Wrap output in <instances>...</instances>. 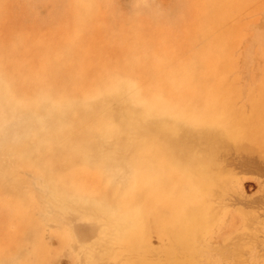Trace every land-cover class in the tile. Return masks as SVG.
I'll list each match as a JSON object with an SVG mask.
<instances>
[{"label": "rangeland", "instance_id": "obj_1", "mask_svg": "<svg viewBox=\"0 0 264 264\" xmlns=\"http://www.w3.org/2000/svg\"><path fill=\"white\" fill-rule=\"evenodd\" d=\"M206 92L244 107L264 96V0H0V264H91L98 241L101 255L111 253L99 264H168L151 226L131 255L114 256L121 246L106 242L118 211L110 200L132 170L128 149L113 156L114 144L102 147L109 140L86 139L63 149L70 137L98 135L106 112L130 100L198 106ZM89 102L98 108L86 117ZM125 122L115 125L125 132ZM159 150L149 144L148 160ZM217 157L218 172L242 188L214 184L216 219L262 237L264 163L234 146ZM239 248L225 243L191 260L233 261L226 255ZM235 259L254 264L249 253Z\"/></svg>", "mask_w": 264, "mask_h": 264}, {"label": "bare ground", "instance_id": "obj_2", "mask_svg": "<svg viewBox=\"0 0 264 264\" xmlns=\"http://www.w3.org/2000/svg\"><path fill=\"white\" fill-rule=\"evenodd\" d=\"M197 99L201 103L198 106L190 103L180 107L161 100H130L118 111L106 112V121L102 118L98 131L94 132L98 135L93 134L90 139L87 134L70 137L72 147L64 148L63 153H68L70 148L76 150L74 146L86 139L91 146L109 140L102 147H107L108 142L114 144L109 152L113 156L125 149L131 154L132 170L122 197L116 195L110 200L118 211L113 216L114 224L105 233L106 242L121 246L114 256L131 255L145 247L151 226L165 240L163 247L168 264H202L191 258L203 254L207 259L210 250L225 243L239 244L240 248L226 252L227 258L233 261H226L224 254L213 258V261L219 260L218 264H241L235 256L247 253L254 264H264V258L259 259L260 252H264V228L260 229L262 237L253 232L247 235L249 232L242 231V227L228 232L227 223L216 219L218 214L213 202L217 188L214 184L224 189L242 188L240 181L216 169L219 148L226 150L234 146L236 151L248 153L264 163V96L249 107L231 104L232 97L227 93L206 92ZM106 100L107 97L103 98ZM97 108L96 102H89L86 117L96 114ZM64 110L62 117L68 116ZM118 118L126 121L127 131L115 125ZM74 127L68 126L65 131L71 132ZM152 128L161 133L162 139L148 135L147 130ZM154 143L159 145V156L149 161L147 146ZM109 173H106L108 177ZM71 175L75 176L76 171ZM263 189L261 184L259 190L264 199ZM24 204L25 200H20V206L24 208ZM101 249L105 247L99 241L88 249L92 254L91 264H99L102 255L111 254L101 255Z\"/></svg>", "mask_w": 264, "mask_h": 264}]
</instances>
